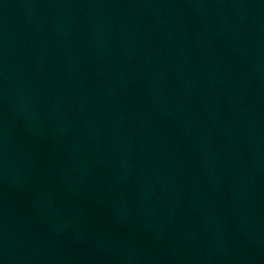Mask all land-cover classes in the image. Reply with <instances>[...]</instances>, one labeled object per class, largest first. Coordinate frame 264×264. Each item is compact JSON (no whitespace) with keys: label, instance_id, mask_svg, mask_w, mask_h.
Instances as JSON below:
<instances>
[{"label":"water","instance_id":"1","mask_svg":"<svg viewBox=\"0 0 264 264\" xmlns=\"http://www.w3.org/2000/svg\"><path fill=\"white\" fill-rule=\"evenodd\" d=\"M0 264H264V0H0Z\"/></svg>","mask_w":264,"mask_h":264}]
</instances>
